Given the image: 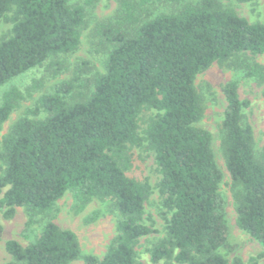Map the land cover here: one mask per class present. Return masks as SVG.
<instances>
[{
    "label": "trees",
    "instance_id": "obj_1",
    "mask_svg": "<svg viewBox=\"0 0 264 264\" xmlns=\"http://www.w3.org/2000/svg\"><path fill=\"white\" fill-rule=\"evenodd\" d=\"M148 1L119 0L114 20L101 24L100 33L113 46L104 72L95 74L84 98L66 100L76 88L75 79L57 83L0 140L4 217L23 207L25 225L31 227L35 216L72 191L78 211L93 198L112 201L120 215L116 236L97 258L81 254L73 231L49 221L26 246L5 242L12 258L7 264H70L77 259L85 264H139L134 247L154 231L143 221L151 187L125 170L131 165L130 148L143 141L161 174L157 188L162 206L171 212L166 236L150 249L151 260L228 264L218 251L228 246L218 192L221 172L209 131L196 125L202 106L194 79L213 62L245 52L264 54V24L249 22L217 0L185 3L147 18ZM158 1L175 5L182 0ZM6 18L12 28L0 41V84L42 65L50 55L74 51L85 9L76 0H0V21ZM244 66L248 75L264 80L263 66ZM223 90L221 144L234 189L236 224L264 248V146L257 157L252 129L241 123L246 102L238 98L237 83L229 81ZM21 98L14 87L3 92L0 128ZM144 109L156 112L140 135L138 116ZM234 263L240 264L239 259Z\"/></svg>",
    "mask_w": 264,
    "mask_h": 264
},
{
    "label": "rangeland",
    "instance_id": "obj_2",
    "mask_svg": "<svg viewBox=\"0 0 264 264\" xmlns=\"http://www.w3.org/2000/svg\"><path fill=\"white\" fill-rule=\"evenodd\" d=\"M86 0H76L84 5L85 21L80 27L78 47L69 53L50 55L42 65L28 69L0 84V101L4 91L16 88L22 95L8 118L0 128V140L7 134L14 121L27 109L33 107L36 99L43 93L51 92L53 86L62 81L75 79L76 88L66 96L68 102L81 100L93 87L95 74L104 72V62L113 44L100 33L102 23H111L119 8V0H94L86 4ZM198 0H182L171 5L167 2L149 0L145 5L147 18L160 13H170L185 3ZM222 6L233 8L236 13L249 22L264 24V0H217ZM11 11L7 16H11ZM12 23L9 19L0 21V41L11 35ZM259 64L264 67V54L239 53L227 61L213 62L207 69L196 74L194 85L200 96L202 116L196 125L209 131L211 147L221 180L218 192L223 200V211L228 228V246L218 251L227 259L228 264H264V248L236 224V204L233 199V186L229 172L224 163L222 138V121L226 100L224 86L229 81L237 83L238 98L246 104L242 107L241 123L252 129L253 150L258 157L264 146V80L247 74L244 65ZM77 77V78H75ZM154 109H144L138 116V132L143 129ZM131 165L125 170L128 177L146 180L151 191L143 205V221L153 228V232L138 239L134 250L139 264H181L173 259H161L153 262L150 249L166 236V224L171 212L162 206L157 183L161 177L154 160V153L143 141L140 146H132L129 150ZM3 166L0 163V175ZM6 188L0 190V197ZM72 191H66L55 201L50 210L35 216V223L26 227L27 214L23 207H15L11 217L3 216L6 208L0 207V264L11 262L12 258L5 249L7 240H16L26 246L37 237L43 225L49 221L60 228L69 229L76 235L81 254H90L101 258L113 238L116 236V223L120 219L118 211L110 199H91L85 207L78 211L75 207ZM93 218V219H91ZM70 264H85L82 259Z\"/></svg>",
    "mask_w": 264,
    "mask_h": 264
}]
</instances>
